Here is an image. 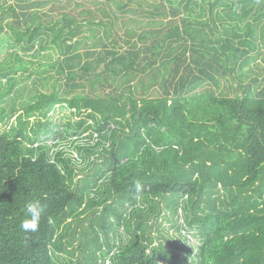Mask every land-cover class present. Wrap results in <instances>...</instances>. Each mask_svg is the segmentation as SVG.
Returning <instances> with one entry per match:
<instances>
[{
	"label": "trees",
	"instance_id": "16d2710c",
	"mask_svg": "<svg viewBox=\"0 0 264 264\" xmlns=\"http://www.w3.org/2000/svg\"><path fill=\"white\" fill-rule=\"evenodd\" d=\"M165 1L166 7L149 5L129 18L106 6L99 14L82 10L79 15L89 17L82 22L60 12L63 24L55 34L54 17L16 14L0 0V48L7 11L14 39L7 48L35 46L42 28L64 51L49 94L20 109L0 104V125H6L0 134V264H264V95L242 84L241 73L238 81L229 80V96L206 89L188 96L214 82V74L234 72V62L255 47L264 0L251 13L245 10H252L251 0L223 3L222 13L214 12L220 0L207 2L208 10L205 2L186 0L191 21L183 16L179 23L175 9L182 1ZM32 3L24 9L48 1ZM126 5L118 7L128 14ZM206 14L210 22L201 21ZM246 14L254 22L244 21ZM81 23L104 29L93 38L103 48L98 54L77 53L80 42L63 45L64 26L79 29ZM69 30L72 36L77 29ZM120 30L124 52L114 49ZM222 40L234 46L227 55L219 53ZM11 58L19 65L4 70L0 64V103L16 85L9 73L26 71L19 55ZM154 81L164 95L144 96ZM115 82L125 91L118 92ZM66 110L81 119L60 128L53 115ZM86 172L91 175L77 184L74 178ZM91 185L96 197L81 209ZM32 200H39L43 212L38 230L24 232V205Z\"/></svg>",
	"mask_w": 264,
	"mask_h": 264
},
{
	"label": "rangeland",
	"instance_id": "374dc122",
	"mask_svg": "<svg viewBox=\"0 0 264 264\" xmlns=\"http://www.w3.org/2000/svg\"><path fill=\"white\" fill-rule=\"evenodd\" d=\"M33 0H24L23 2L16 3L15 0H2L4 4V10L8 8V6H14L16 14L25 13V12H34L37 11L38 13L43 14L47 13L49 16H52L55 18L56 27H55V34L59 31V29L62 27V24L60 22L61 15L60 12L70 13L72 14L73 18L79 22L86 21V19H89L87 14L79 15L82 10H90L95 14H99L100 7H108L109 9H112L118 17H125L129 18V16H135L139 15V13L142 12V10H146L147 6H160L162 4L168 5L165 0H147V2H143V0H47L48 4L45 7L38 8V7H30L29 9H24V7L29 6L32 3ZM173 2H177L175 5H178L182 1V5H179L175 10L178 11V16L176 17V22L179 23V19L183 16H186L188 18L187 21H191L190 16L188 12L184 11L183 9V2L186 0H171ZM214 0H192L191 3L194 2V4L202 5V2H205L203 7L205 10H208L207 2H212ZM97 2H100L97 4ZM240 0H220L219 5H216L214 8V12H223L225 9L223 3H235L239 4ZM127 4L125 9L130 10V12L127 14L126 12H123L118 7V4ZM129 3V4H128ZM166 3V4H165ZM258 3H262V0H251V3L248 5L251 7L252 10H249L248 7L245 10L255 12L258 10L257 7ZM147 4V5H146ZM141 5V7H139ZM58 6H62V8H58ZM170 6H167V10H169ZM194 13L198 12V8L196 5V8H194ZM225 12V11H224ZM243 13L241 10H237V14ZM253 18V17H252ZM250 19V15L246 14V18L244 21H252L254 22V18ZM250 19V20H249ZM12 13L11 12H5L4 15V21L2 24V27L4 28V32L1 37H3L4 42L2 44V47L0 48V64H5V69H8L10 66H14V68H18L19 62L15 61L13 58H11L12 53H16L20 56V59L22 60L21 64L23 68H26V71L17 70L16 72L9 73V76L14 77L16 80V85H14L13 93L9 94L8 96L4 97L1 101V105H4V108L8 109L12 105L16 106L15 108L20 109L27 104H30L33 102V98L35 96H38L40 94H49L52 90V85L54 84L55 80L57 79L58 73H57V67L56 65L62 64V58L64 55L61 54V52H64L62 49L57 48L56 44L52 43L53 34H50L46 29H40V32L43 33V35L38 34L37 35V41L35 40V46L28 48V44L26 42L21 43L19 45H16L14 48L10 47L7 48V44L10 42H13L12 33L9 29L6 28V24L10 23L12 21ZM160 20L163 21L164 24L168 22L169 18H160ZM208 21L210 22L209 15L206 14L205 17L201 19V21ZM195 23V22H194ZM70 24L65 21V25ZM232 26H235L236 23L234 20H231ZM89 25V24H88ZM86 25L85 23H81L80 28L78 29L75 25H70L69 27L64 26V34L62 35V39H64V44L66 47L70 45H75L76 42H80V45L76 49L77 53L82 54L83 56L86 53L93 52L94 55L98 54L103 50L101 46H95V44L98 45L94 41L93 38L97 40L98 36L102 34L104 29L101 26H95L93 25ZM117 25L121 26V23L117 21ZM197 25V24H196ZM218 26L220 24L217 23ZM180 27V25H178ZM211 26V24H210ZM238 27H243L244 23L238 24ZM236 26V27H237ZM256 31L253 39L254 48L246 51V53L243 54V57L237 59L234 62L235 70L231 74H227L225 77L217 76L212 71L208 69V66H204L203 68L207 70L206 72L212 73L215 75L216 79L214 82H217V86H214V82L208 81V85L203 87H199L195 90H191L188 92V96L196 95L198 93H202L205 91H211L214 95L221 96H229V86L232 84V81L236 82L238 81L239 75L242 73V84H248L250 86L254 87L255 94L260 96V94L264 95V18L259 19V21L255 22ZM75 28L77 29L75 34L70 36V30ZM221 29V27H220ZM209 30V29H208ZM96 32V36L94 37L93 32ZM119 31L118 35V44L115 45L114 49H121L123 52L126 51L127 46L122 42L124 40V35ZM33 42V41H32ZM37 42V43H36ZM109 42V41H107ZM235 42H238V40H235ZM188 44L192 47L193 44L188 42ZM31 45V43H29ZM94 45V46H92ZM180 46H182V42L179 43ZM221 45L225 46L223 50L219 49V53H225L227 55L228 50L232 51L234 49V46L230 43H228L225 40L221 41ZM219 47V46H218ZM64 48V46H63ZM109 48H113L112 46H109ZM232 48V49H231ZM227 50V53L225 52ZM93 57H90V59ZM167 61L169 58H166ZM183 60V59H182ZM246 60V64L241 67L240 65L243 63V61ZM166 61V62H167ZM185 63L184 66L187 67L190 70L191 64L189 61V54H185ZM222 64V63H220ZM171 65V64H170ZM169 65V66H170ZM238 70H241V72ZM228 71V70H227ZM229 72V71H228ZM238 72V73H237ZM197 75V71L194 73L192 72L191 77ZM67 75L64 74L63 78H66ZM138 76L137 78H139ZM143 76L141 77V79ZM140 79V80H141ZM235 79V80H234ZM6 79H2V83H5ZM230 80V81H229ZM255 82V83H254ZM64 83V82H63ZM254 83V84H253ZM137 84V82H136ZM120 85L118 92L122 93L125 91L126 86L124 84H120L115 82V86ZM137 91V90H136ZM207 91V92H208ZM79 95H82L81 89L77 92ZM86 95H88V92L86 91ZM163 88L160 86V83L157 81H154L150 89L148 90L147 94L144 96L149 97H161L163 96ZM70 97V95L68 96ZM54 123L58 124L60 128L65 127L66 124L70 121L71 123L78 122L81 117L74 115L73 113H70V111H57L53 115ZM14 120V119H12ZM34 118L30 119V122H34ZM6 129V125H0V134ZM8 130V127H7ZM44 140V138H43ZM45 142V141H44ZM47 146H52V142H48ZM62 146H66V143H64ZM91 175L90 173L86 172V174H77V176L74 178V181L78 184H82L83 177ZM96 187H93L91 185L90 188H88V194L85 198V203L82 205L81 209L85 208L87 205V202L96 197ZM180 212V211H179ZM83 218V217H82ZM88 225V223H85ZM163 226L166 228V233L169 236H174L175 230L173 227H170L169 223H163ZM193 241L195 239H192Z\"/></svg>",
	"mask_w": 264,
	"mask_h": 264
},
{
	"label": "clouds",
	"instance_id": "9594fccd",
	"mask_svg": "<svg viewBox=\"0 0 264 264\" xmlns=\"http://www.w3.org/2000/svg\"><path fill=\"white\" fill-rule=\"evenodd\" d=\"M43 208L39 200H32L24 205V219L20 224V228L24 232H36L39 227Z\"/></svg>",
	"mask_w": 264,
	"mask_h": 264
}]
</instances>
